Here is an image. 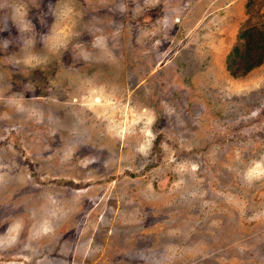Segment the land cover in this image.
I'll return each mask as SVG.
<instances>
[{
  "label": "rangeland",
  "instance_id": "1",
  "mask_svg": "<svg viewBox=\"0 0 264 264\" xmlns=\"http://www.w3.org/2000/svg\"><path fill=\"white\" fill-rule=\"evenodd\" d=\"M250 26L264 0H0V264H264Z\"/></svg>",
  "mask_w": 264,
  "mask_h": 264
},
{
  "label": "trees",
  "instance_id": "2",
  "mask_svg": "<svg viewBox=\"0 0 264 264\" xmlns=\"http://www.w3.org/2000/svg\"><path fill=\"white\" fill-rule=\"evenodd\" d=\"M240 40L244 42L243 50L239 46L234 48L232 62L235 63L236 59H241L244 64L241 69L243 74H246L264 63V28L250 26L241 33ZM230 61L229 71L233 70Z\"/></svg>",
  "mask_w": 264,
  "mask_h": 264
},
{
  "label": "clouds",
  "instance_id": "3",
  "mask_svg": "<svg viewBox=\"0 0 264 264\" xmlns=\"http://www.w3.org/2000/svg\"><path fill=\"white\" fill-rule=\"evenodd\" d=\"M257 172L264 175V161H256L253 164L252 169H250L248 173L249 178H259V176H257Z\"/></svg>",
  "mask_w": 264,
  "mask_h": 264
}]
</instances>
